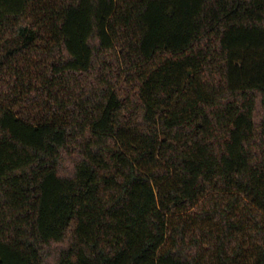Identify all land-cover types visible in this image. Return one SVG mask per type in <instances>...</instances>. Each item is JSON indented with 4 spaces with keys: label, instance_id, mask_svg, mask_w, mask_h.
<instances>
[{
    "label": "trees",
    "instance_id": "trees-1",
    "mask_svg": "<svg viewBox=\"0 0 264 264\" xmlns=\"http://www.w3.org/2000/svg\"><path fill=\"white\" fill-rule=\"evenodd\" d=\"M0 264H264V0H0Z\"/></svg>",
    "mask_w": 264,
    "mask_h": 264
}]
</instances>
